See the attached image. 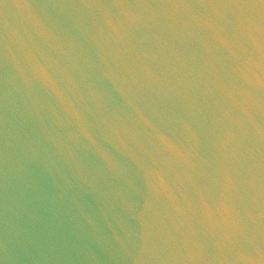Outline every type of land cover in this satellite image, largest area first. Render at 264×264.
Wrapping results in <instances>:
<instances>
[{
	"label": "water",
	"instance_id": "obj_1",
	"mask_svg": "<svg viewBox=\"0 0 264 264\" xmlns=\"http://www.w3.org/2000/svg\"><path fill=\"white\" fill-rule=\"evenodd\" d=\"M0 264H264V0H0Z\"/></svg>",
	"mask_w": 264,
	"mask_h": 264
}]
</instances>
